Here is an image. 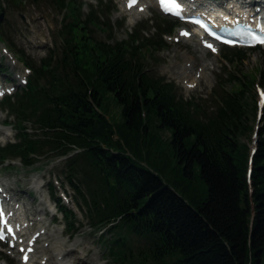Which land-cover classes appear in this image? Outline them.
Returning a JSON list of instances; mask_svg holds the SVG:
<instances>
[{"label": "trees", "instance_id": "trees-1", "mask_svg": "<svg viewBox=\"0 0 264 264\" xmlns=\"http://www.w3.org/2000/svg\"><path fill=\"white\" fill-rule=\"evenodd\" d=\"M51 1L61 13V52L35 62L4 38L8 0H0V40L31 68L26 83L0 100L14 129V140L0 145V161L31 165L42 155L63 156L59 172L85 222L108 233L102 242L113 264H264V104L249 177L242 139L256 115L254 75L264 86V67L223 71L204 113L145 65L142 49L163 46L159 30L147 37L134 28L125 39L108 31L96 40L87 30L103 22L98 12L83 15L81 1ZM245 51L223 46L221 57L237 65ZM104 93L118 104V121L99 110ZM151 150L164 173L148 163ZM195 165L206 192L194 181ZM48 191L66 228L76 229L74 213Z\"/></svg>", "mask_w": 264, "mask_h": 264}, {"label": "rangeland", "instance_id": "rangeland-1", "mask_svg": "<svg viewBox=\"0 0 264 264\" xmlns=\"http://www.w3.org/2000/svg\"><path fill=\"white\" fill-rule=\"evenodd\" d=\"M72 1L78 2V0ZM82 1V14H85L92 8L91 10L104 15V17H99L103 22L88 23V34L96 40L106 39L108 31L116 39H125L128 37L127 31H131L135 27L134 24L136 22L145 19L147 21L142 24L144 29V33H142L148 37L154 36V32L157 30L155 28L156 23L160 28L161 26L165 28L170 27V20H165L164 18H171L158 13L152 7H148L137 17H132V20L127 12L121 11L123 3L118 0ZM100 3H106L112 7L109 20L101 10L103 6ZM3 7H5L3 14L6 16V25L3 26L4 37L9 36L15 46L23 48L24 52L29 54L35 62L41 56H45L48 50L54 52L52 57L60 55V38L58 36V26L61 21L60 13L52 5L51 0H8L7 4ZM105 22H108L109 26L105 25ZM178 28L179 25H176L171 31L164 33V36H162L164 45L160 49L155 51L152 47L150 49H142V53L145 55L144 63L154 73L172 80L176 85V92L182 95V97L188 98L191 96L198 101L200 110L204 113L215 104L211 88L217 86L222 81L223 71L235 69L236 71L241 70L255 73V68L264 67V53L262 51L264 47L261 48L262 46L259 49H248V51H245V58L241 61L242 63L236 65L225 62L221 58L220 49L216 53L209 52L205 48L204 51L201 50L202 47L200 48L196 44L195 37L193 38V36L187 40L180 39V41H176L175 37L177 36ZM177 38L179 39V37ZM0 48L4 49L5 52H9L14 59L13 63L8 62L0 52V65L5 68L4 72H0V80L4 79L9 84L14 81L13 74L20 70L24 72L25 69L8 43L0 41ZM186 62L190 70L189 75H193L196 67L209 63V66L205 68V75L196 79L192 86L186 84L191 83L186 81L190 79L189 75L180 74L179 71L181 65ZM257 73H255L253 80L255 91L256 85L259 82V75ZM256 100L257 93L255 94V102ZM118 108V104H116L109 93L102 94L99 109L110 122L119 120ZM0 119H2V123L0 124V143H3L4 140L11 139L13 133L11 126L6 124L5 121L10 120L12 122L13 120L12 117H7L5 110L1 107ZM248 122L252 125L251 134L254 131V125L256 123L260 124L261 119H257L256 115H252L248 117ZM250 134L242 136V139L247 142L248 152L249 147L253 145L252 141H250ZM167 135V131H162L163 137ZM146 159L149 164L161 171V160L155 156L152 150L148 153ZM174 163V160L171 158L169 165L172 166ZM60 164V157L50 158L48 155L38 157L31 166H24L17 159H10L9 162L0 163V181L7 182L11 187L12 194L17 195L19 200H24L22 202H25V208H27L25 211L33 213L32 217L35 219L40 216V213L35 211L36 209H43L45 211L44 218L42 220H35L36 223L30 228L31 231L42 226L46 228L47 232L43 236L45 240L40 239L37 242L39 251L35 255V264H42L38 262L42 261L45 256H50L51 261L44 264H50L51 262L54 264V253L60 248L68 249L70 247H74L75 249L73 248V250L67 252L66 258L73 264H113L106 257L102 242L108 233H102L100 232L101 230L90 228L85 223L78 209V201L74 198V192L63 181V177L59 173ZM176 164L179 165V163ZM193 170L194 181L198 183L202 189V193L206 192V185L202 178L198 176V165H195ZM162 172L164 173L163 169ZM49 178L54 183L53 188L56 194L62 191V193L60 192L62 194V202L76 214L75 219L78 221V227L75 233L71 234L70 231L63 229L60 213L58 211L54 213L53 202L51 198H48L46 192L45 182ZM37 184H40L38 185L39 188L35 189L34 186H37ZM31 188H33V191ZM18 256V252L14 256L11 253H7V250L5 251V248L0 244V264H22L19 262Z\"/></svg>", "mask_w": 264, "mask_h": 264}, {"label": "bare ground", "instance_id": "bare-ground-1", "mask_svg": "<svg viewBox=\"0 0 264 264\" xmlns=\"http://www.w3.org/2000/svg\"><path fill=\"white\" fill-rule=\"evenodd\" d=\"M192 2H196V4H198L197 2L199 0H190ZM125 2L126 0H122V9L121 11H124V12H127L129 14V16H131V19L132 17H137L142 11L146 10L148 8V6L150 5H155V1L154 0H138L136 5H134L133 7H129L127 8L126 5H125ZM238 2V1H237ZM206 12L207 9H206ZM135 19V18H134ZM133 20V19H132ZM196 35L195 33L191 32L189 35L192 36V35ZM179 37V40L180 39H184V40H187L188 38L190 37H184V36H180L178 35ZM195 40H196V44H198L200 46V48L202 47L201 50L204 51V48H205V44L203 43V41L196 35L195 37ZM214 46V45H212ZM206 49V48H205ZM210 49V48H209ZM206 66H209V63H204L202 64L201 66H198L196 67V69L194 70L193 72V75H189V66H188V63H183L181 65V68H179V71H180V74L183 73L184 75H189V80H186L188 82H194L196 79H198L199 77H202L203 75H205L206 71H205V68ZM182 74V75H183ZM12 194V193H11ZM13 195V194H12ZM21 206L24 207V202H21ZM26 206V204H25ZM27 209V208H26ZM28 220V219H26ZM43 230H41L40 228H38L36 230V235H42L43 234ZM25 239V238H23ZM74 247H70L68 249H58L55 253H54V256L53 258L55 259L54 261V264H73L71 261H69L66 257H67V252H70L71 250H73ZM75 249V248H74Z\"/></svg>", "mask_w": 264, "mask_h": 264}, {"label": "snow or ice", "instance_id": "snow-or-ice-1", "mask_svg": "<svg viewBox=\"0 0 264 264\" xmlns=\"http://www.w3.org/2000/svg\"><path fill=\"white\" fill-rule=\"evenodd\" d=\"M135 2V0H129V7L132 6V4ZM162 4L165 6L166 10L168 11H172L174 9H177L179 8V5L175 3V0H170V6H169V3L166 2V0H161ZM179 14V13H177ZM196 23H199V21L197 20ZM181 35H188V33L186 32H182ZM217 39H219V37H217ZM252 41L256 42V43H260V44H264V38H260L259 36H255L253 35L252 36ZM225 43H233L231 41H224ZM208 47H212V45H207ZM215 50V49H213ZM3 92H0V95H2ZM264 95V94H262ZM0 239H4L3 236H0ZM25 260H27V256L24 257Z\"/></svg>", "mask_w": 264, "mask_h": 264}]
</instances>
